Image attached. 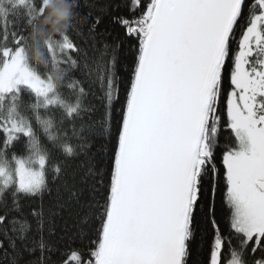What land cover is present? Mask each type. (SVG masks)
<instances>
[{
  "label": "snow or ice",
  "instance_id": "obj_1",
  "mask_svg": "<svg viewBox=\"0 0 264 264\" xmlns=\"http://www.w3.org/2000/svg\"><path fill=\"white\" fill-rule=\"evenodd\" d=\"M81 7L0 0V254L194 264L206 223L204 264H264V0H127L114 43ZM81 155L95 162L54 193ZM218 182L226 228L207 199ZM25 197L38 200L27 215ZM72 211L76 230L54 244L57 218Z\"/></svg>",
  "mask_w": 264,
  "mask_h": 264
},
{
  "label": "trees",
  "instance_id": "obj_2",
  "mask_svg": "<svg viewBox=\"0 0 264 264\" xmlns=\"http://www.w3.org/2000/svg\"><path fill=\"white\" fill-rule=\"evenodd\" d=\"M127 0H81V11L83 13L92 12L93 17L100 16L102 23L98 26V31L103 33V39L106 42L114 43L117 40H124V31L119 24L112 22V17L117 13L124 14L127 12L125 7ZM130 55L128 51V45L125 41L124 47L121 49V60L123 64L127 65V57ZM92 91L96 93V96L102 95L99 84L92 85ZM92 104L97 108V117L99 118L100 112V102L95 97H89ZM101 140L95 141V147L92 149V152L95 153V160L99 161L103 155V149L101 148ZM95 161L90 160L88 156L81 155L74 159H68L65 163V176L62 178L58 185H54L55 189L61 187L65 179L68 184L73 183V174H76V179L78 180L80 176H83L88 172L89 167ZM207 199L209 202L215 204L217 210V218L221 223L222 227H227V218L229 215V210L227 209L226 204L223 200V183L218 182L215 196L213 197L210 190L207 189ZM63 194V193H62ZM47 199V198H46ZM11 201L9 200V203ZM22 210L27 215L31 207H34L38 204V200L23 198L21 200ZM19 216V213H17ZM30 223L33 222L30 215L27 216ZM79 224V218L77 217L75 211L71 213L65 212L62 217H58L55 224V235L51 237L52 242L58 243V237L64 236L65 234L71 235L72 232L76 230V227ZM213 231L210 225L206 223H198L195 231V239L192 244V260L198 262V264H204L205 259L208 255V246L211 242ZM28 258V257H26ZM0 264H9V261L6 260L2 254H0Z\"/></svg>",
  "mask_w": 264,
  "mask_h": 264
}]
</instances>
